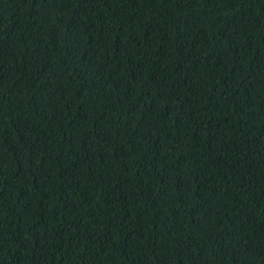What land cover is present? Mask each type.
<instances>
[{
  "label": "trees",
  "instance_id": "obj_1",
  "mask_svg": "<svg viewBox=\"0 0 264 264\" xmlns=\"http://www.w3.org/2000/svg\"><path fill=\"white\" fill-rule=\"evenodd\" d=\"M0 264H264V0H0Z\"/></svg>",
  "mask_w": 264,
  "mask_h": 264
}]
</instances>
